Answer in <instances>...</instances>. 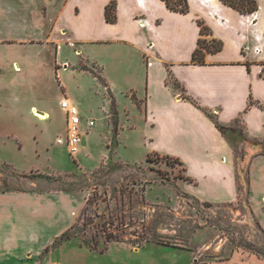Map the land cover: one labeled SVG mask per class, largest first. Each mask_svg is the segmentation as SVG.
I'll return each instance as SVG.
<instances>
[{
    "label": "rangeland",
    "instance_id": "1",
    "mask_svg": "<svg viewBox=\"0 0 264 264\" xmlns=\"http://www.w3.org/2000/svg\"><path fill=\"white\" fill-rule=\"evenodd\" d=\"M258 3L263 13L264 0ZM128 54L130 61L135 59L130 50L103 45L0 44V190L42 191H30L34 199L23 206L0 200V250L35 248V254L40 249L47 264L51 260L79 263L93 257L106 262L118 257L112 253L130 246L113 244L112 253L100 255L80 242L105 248L110 240L143 244L144 255L166 247L159 243H168L195 250L201 261L235 254L264 258V141L244 133L232 144L208 110L205 114L215 124L208 137H186L181 131L147 125L140 103L144 75L131 66L132 71L125 72L118 63ZM251 56L264 61V35ZM93 60L105 63L102 76L109 87L100 77L75 68L91 66ZM258 66L257 78L263 79L264 63ZM66 98L78 107L87 130L81 129L76 152L67 142H58L67 139L69 119L62 107ZM250 99L253 103L244 111L259 107L264 114V102L254 104ZM37 110L48 117H38ZM90 120L95 121L94 127L89 126ZM260 130L253 131L254 138H260ZM243 142L262 152L252 158L250 168ZM232 148L238 201L203 202L184 190L188 169L199 184L188 190L200 192L206 200L228 198ZM83 204L71 231L73 238L53 247L61 235L57 231L76 218ZM23 235L29 242L19 241ZM181 253L189 259L193 256L191 251Z\"/></svg>",
    "mask_w": 264,
    "mask_h": 264
},
{
    "label": "crops",
    "instance_id": "2",
    "mask_svg": "<svg viewBox=\"0 0 264 264\" xmlns=\"http://www.w3.org/2000/svg\"><path fill=\"white\" fill-rule=\"evenodd\" d=\"M111 3L116 5V20L113 22L106 17V8ZM189 4V11L180 13L169 9L164 0H0V44L38 43L55 45L56 48L62 43L75 47L91 44L130 50L136 55L135 59L130 61L128 54L118 63L125 72H131V66L144 75V98L138 101L146 112L147 125L151 124L159 130L165 127L176 133L181 131L186 137H208L215 126L212 117L205 114L208 110L222 125L242 128L246 137L264 141V114L261 109L250 106L244 111L250 98L254 104L264 102V76L258 79L256 73L259 63L264 61L251 56L257 40L264 35V12L258 9L252 15H244L220 0H189ZM200 22L207 29L204 35ZM200 39L206 40L209 45L213 40L222 42V48L207 51L203 61H195L194 53ZM92 63L91 66L86 64V68H75L100 77L109 87L102 76L105 63L99 60ZM62 86L68 89L66 83H62ZM36 112L48 115L47 112ZM81 127L87 131L84 130L83 120ZM202 129L207 131L202 132ZM260 129V138H254L253 131L259 130L260 133ZM166 133L173 134L169 130ZM171 137L175 138V135ZM243 146L250 155V168L252 158L262 152L249 142H243ZM232 149V185L228 198L206 200L200 192L188 190V187L199 184L188 174L187 168L189 179L185 181L184 190L203 202L218 204L238 201L240 186ZM207 150L205 148L204 153ZM249 184L247 188H250ZM18 190L23 189L0 190L2 203L12 200L23 206L34 199L30 191L42 192L24 189L25 192L21 193ZM83 208L84 204L76 218L67 221L57 234L68 230L78 220ZM29 216L27 212L25 223ZM19 241L29 242V237L20 236ZM113 244L130 247L112 253ZM145 248L111 243L102 254L92 250L100 255H118L110 261L93 257L90 261L79 263L51 260L49 264H264V258H241L237 254L227 259L201 261L195 250L170 246L155 249L154 253L141 254ZM186 250L193 253L191 259L181 253ZM34 251L35 248L21 250L17 246L2 248L0 264H47L41 250H36L35 254Z\"/></svg>",
    "mask_w": 264,
    "mask_h": 264
},
{
    "label": "trees",
    "instance_id": "3",
    "mask_svg": "<svg viewBox=\"0 0 264 264\" xmlns=\"http://www.w3.org/2000/svg\"><path fill=\"white\" fill-rule=\"evenodd\" d=\"M164 1L167 4V7L173 11H177L180 13H187L190 9L189 0H164ZM220 1L223 4L236 9L237 11H239L241 14H244V15H252V14L256 13L259 9L258 0H220ZM115 6H116L115 3H111L106 8V17H107L108 21L113 22L116 20ZM200 25L202 26V29H201L202 35L206 34L207 29L202 25V22H200ZM221 48H222V42L213 40L211 45H209L206 40L200 39L199 40V47L197 48V50L194 53V60L195 61H203L205 52H207V51H219ZM252 103L253 102L250 100V104H252ZM217 127L224 133V135L229 139V141L232 144L238 143V141H239L238 138H240L241 135H245L244 130L242 128L240 129V128H236V127H229V126L222 125L219 123L217 124ZM147 160L151 161V156H148ZM175 160L179 161L178 158ZM187 179H189V178L187 177ZM1 190L5 191L7 189H1ZM10 190H12V189H10ZM248 191H249V189H248ZM82 212H83V210H82ZM77 221L68 230H66L63 234H61L60 237H58L55 240L53 247H58V246L62 245L64 242L71 240L73 238L71 231L75 228V226H76L75 224L77 223ZM107 241L112 243L110 240H107ZM80 244L83 246L89 247L91 250L96 251V252L101 253V254L106 252V250L109 248V245H106V247L103 248L100 244L97 247L96 245H91L87 241L80 242ZM159 244L165 245V246H170V247H175V248H186V247L168 244V243H159ZM137 246H145V245L142 244V245H137Z\"/></svg>",
    "mask_w": 264,
    "mask_h": 264
},
{
    "label": "built area",
    "instance_id": "4",
    "mask_svg": "<svg viewBox=\"0 0 264 264\" xmlns=\"http://www.w3.org/2000/svg\"><path fill=\"white\" fill-rule=\"evenodd\" d=\"M62 107L67 110L68 114V133H67V139L65 138H59V143H65L67 142L71 152H76L80 145H81V134H82V127L81 122L82 118L80 116L79 109L76 105H74L68 98L64 99L62 101ZM95 121L90 120L89 126L94 127Z\"/></svg>",
    "mask_w": 264,
    "mask_h": 264
},
{
    "label": "bare ground",
    "instance_id": "5",
    "mask_svg": "<svg viewBox=\"0 0 264 264\" xmlns=\"http://www.w3.org/2000/svg\"><path fill=\"white\" fill-rule=\"evenodd\" d=\"M38 117H41L42 119H46L47 117H48V115L47 116H42V115H40V114H38L37 112L35 113ZM42 114V113H41ZM44 115V114H43ZM46 115V114H45Z\"/></svg>",
    "mask_w": 264,
    "mask_h": 264
}]
</instances>
